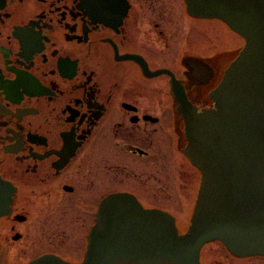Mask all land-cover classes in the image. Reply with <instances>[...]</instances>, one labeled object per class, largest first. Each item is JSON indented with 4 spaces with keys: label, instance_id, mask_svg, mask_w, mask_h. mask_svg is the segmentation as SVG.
Instances as JSON below:
<instances>
[{
    "label": "flooded vegetation",
    "instance_id": "af4514ba",
    "mask_svg": "<svg viewBox=\"0 0 264 264\" xmlns=\"http://www.w3.org/2000/svg\"><path fill=\"white\" fill-rule=\"evenodd\" d=\"M194 3L0 0V264H80L91 229H163L145 211L189 229L200 175L180 97L213 106L224 26L238 37ZM198 263L264 255L211 241Z\"/></svg>",
    "mask_w": 264,
    "mask_h": 264
},
{
    "label": "water",
    "instance_id": "95a60500",
    "mask_svg": "<svg viewBox=\"0 0 264 264\" xmlns=\"http://www.w3.org/2000/svg\"><path fill=\"white\" fill-rule=\"evenodd\" d=\"M193 12L222 20L245 44L210 93L211 108L188 113L180 97L184 153L201 173L190 227L179 234L171 216L145 211L163 229H91L80 264H199L214 240L235 255H264V0H196Z\"/></svg>",
    "mask_w": 264,
    "mask_h": 264
},
{
    "label": "rangeland",
    "instance_id": "374dc122",
    "mask_svg": "<svg viewBox=\"0 0 264 264\" xmlns=\"http://www.w3.org/2000/svg\"><path fill=\"white\" fill-rule=\"evenodd\" d=\"M213 24H216V23L213 22ZM225 29L226 28L224 26V35H223L224 36V45H223L224 46V65H226L228 61L232 60V58L235 56L234 54H236L237 49L239 48V46L242 43V39H240L239 36L236 37L235 35H232L231 32L227 31V29L226 30ZM212 38H213L212 46H213L214 50L219 49L218 46H214L215 45L214 36ZM199 175H200L199 171L197 170V181L199 180ZM192 200H193V198H192ZM185 219H186V221L189 220V218H185ZM217 247H219L217 244L213 245L214 250ZM214 257L220 258L221 255H214Z\"/></svg>",
    "mask_w": 264,
    "mask_h": 264
}]
</instances>
